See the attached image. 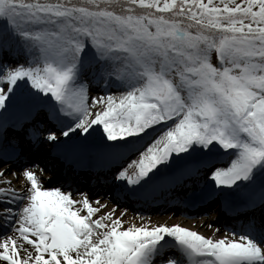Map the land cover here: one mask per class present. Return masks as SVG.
<instances>
[{"label": "snow or ice", "instance_id": "1", "mask_svg": "<svg viewBox=\"0 0 264 264\" xmlns=\"http://www.w3.org/2000/svg\"><path fill=\"white\" fill-rule=\"evenodd\" d=\"M47 156L244 216L216 236L126 222L119 196L95 215ZM0 264H264V0H0Z\"/></svg>", "mask_w": 264, "mask_h": 264}, {"label": "bare ground", "instance_id": "2", "mask_svg": "<svg viewBox=\"0 0 264 264\" xmlns=\"http://www.w3.org/2000/svg\"><path fill=\"white\" fill-rule=\"evenodd\" d=\"M113 91H116V89H113ZM39 161L44 165H49L48 162H51L52 166H50L49 168H56L58 169V172L60 171L59 177L54 180L55 182H60L61 180L67 178V180L70 183H72L75 187H78L80 190L85 189L90 193H106L108 195L111 194V196H113L114 199L117 196L121 198L119 192H115L111 189L113 185L108 183L105 180V176L108 175V173L107 174H101V173L90 174L87 172L85 173V172L72 171L70 174H68L65 165L61 166L59 162L54 161L50 157H41ZM46 169H48L47 166H46ZM87 180H89V182H87ZM22 182H23L22 180L17 181V186H19V184ZM50 183L51 182H48V184ZM148 197L151 198L150 202L143 201V202L136 204L137 208L142 209V210H148V211L143 212V213L141 212L140 216H137L136 213L127 214L125 212L124 219L126 222L131 221V220L140 222L141 216H143L145 220H151L153 223L155 222H162V223H169V224L180 223L181 225L189 227V228H193L201 232L204 235L220 236V235H228V231L226 229H230L229 227L232 225L238 226L241 223V220L243 219V216H244L243 215L240 218H228V219H223L222 217H219L216 220L217 222L216 226L209 227L208 225L210 224L208 223V221L187 220L186 218L176 215V213H180V214L185 213V212L188 214L191 213L187 210L185 211L181 207V196H179L176 199L169 198L167 195H160L158 198L156 196L153 197L151 195H149ZM169 201L171 202V206H168ZM100 203L103 204L104 206L100 207L99 205H97V207L100 208L98 212L103 211V213H105V212L112 210V208H110L109 205H107L105 202L101 201ZM151 203H158V204L155 206H152ZM121 211L123 210L122 209H120L119 211L116 210L115 211L116 215H119ZM197 211L198 209L194 212H197ZM192 214L194 213H191V215ZM198 219L204 220L205 216L198 217ZM212 220L214 221V219ZM217 228L219 229L218 232L216 231Z\"/></svg>", "mask_w": 264, "mask_h": 264}, {"label": "rangeland", "instance_id": "3", "mask_svg": "<svg viewBox=\"0 0 264 264\" xmlns=\"http://www.w3.org/2000/svg\"><path fill=\"white\" fill-rule=\"evenodd\" d=\"M135 157H136V155H135L134 157H132V158H135ZM132 158H131V159H132ZM129 170L131 171V169H129ZM101 199H102V197H101ZM101 201H103V202L106 203V202H107V199H105V200H101ZM99 209H100V208H99ZM115 211H116V210H115ZM117 211H119V210H117ZM102 214H103V211H100V212L96 213L95 215H102ZM115 214H116V213H115ZM127 214H129V213H127ZM131 215H132V214H131ZM123 218H124V217H123ZM207 221H208V220H207ZM208 223L212 225V224H214V221L209 220Z\"/></svg>", "mask_w": 264, "mask_h": 264}]
</instances>
